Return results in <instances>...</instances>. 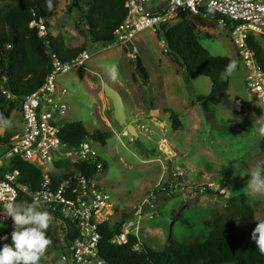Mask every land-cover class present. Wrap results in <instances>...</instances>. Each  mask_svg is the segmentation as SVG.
Masks as SVG:
<instances>
[{
	"label": "rangeland",
	"instance_id": "374dc122",
	"mask_svg": "<svg viewBox=\"0 0 264 264\" xmlns=\"http://www.w3.org/2000/svg\"><path fill=\"white\" fill-rule=\"evenodd\" d=\"M5 1L1 0V5ZM71 7L72 0H59L49 32L63 47L84 48L91 57L89 70L70 72L60 77L58 84L68 91L63 100L73 118L84 125L92 139L97 142L93 137L97 132L109 136L106 145L99 141L96 145L104 164L98 181L114 205L107 212V224L115 227L125 214L132 231L141 213L140 231L133 232L138 236L131 235L140 246L164 251L171 239L184 243L203 240L207 235L205 222L220 214L233 197L243 196L257 220H264V193L250 195L247 190L250 171L264 163V136L259 133L262 124L258 122L264 108L247 86V68L232 37L219 26L202 27L190 17L202 47L215 57L237 61L228 101L212 105L198 100L210 96L211 81L206 77L191 79L169 56L157 33L139 35L140 60L149 77L144 81L137 70L138 61L130 60L124 48L112 43H94L82 13ZM112 65L118 68L116 80L108 73ZM105 84L122 95L127 121L136 127L138 138L115 120L112 102L104 93ZM171 113L178 116L179 129L173 127ZM9 121L10 126L0 131L4 141L0 143V158L24 132L20 105ZM61 163L60 167L48 166L51 174L64 173L60 170L68 163ZM181 173L177 180L180 186L174 190L171 184L175 174ZM49 226L53 239L59 242L38 264H63L68 225L52 217ZM8 227L0 222V238L5 237ZM4 244L9 241L0 239V247Z\"/></svg>",
	"mask_w": 264,
	"mask_h": 264
},
{
	"label": "trees",
	"instance_id": "16d2710c",
	"mask_svg": "<svg viewBox=\"0 0 264 264\" xmlns=\"http://www.w3.org/2000/svg\"><path fill=\"white\" fill-rule=\"evenodd\" d=\"M58 8L59 0H8L0 6V114L8 120L17 105L21 106L24 97L45 82L51 71L49 50L57 53L63 61L71 60L85 51L84 48L63 47L49 32V24L57 15ZM71 10L82 13L83 22L94 43H112L115 29L127 17L125 0H72ZM190 17L202 27L215 25L223 28L229 37H232L235 25L217 13L202 8L200 16L185 15L177 24L165 26L157 32L163 38L169 56L191 79L206 77L211 81L210 96L200 97L199 102L220 105L229 99L231 77L227 81H221L219 75L231 61L226 57H215L202 47ZM39 20H43L48 29L46 37H40L38 30L31 27L34 21ZM248 43L264 65V48L253 37L249 38ZM137 70L144 81L149 80L140 59ZM5 93L14 99H8ZM170 117L173 127L179 129L181 123L178 116L171 113ZM88 137L91 135L80 122L67 125L61 134L63 141L71 146L79 145ZM93 137L102 145H106L109 139L107 134L100 132ZM1 142L4 141L0 137ZM14 170L20 172L19 183L30 193L39 191L44 177L43 171L33 164L14 159L0 166V179ZM77 171H83L89 178H93L96 173L95 170L86 172L82 166H78ZM18 202L27 205L33 201L22 194ZM44 211L51 217H58L56 213L46 209ZM127 219L128 215L124 214L115 227L111 228L109 224L101 227L100 257L106 264H264V255L260 254L251 239L259 220L243 196L231 198L220 214L205 222L207 235L203 240L184 243L171 239L164 251L151 250L145 244H141V249L136 251L135 246L139 242L134 236L130 237L127 245H113L112 237L123 232L122 228ZM64 221L68 225L64 237L65 248L74 242L79 233L74 223ZM13 231L14 228L11 227L4 230L9 245L12 244ZM46 236L51 243L43 254L57 248L59 242L53 239L50 226L46 230Z\"/></svg>",
	"mask_w": 264,
	"mask_h": 264
},
{
	"label": "built area",
	"instance_id": "2783aa9c",
	"mask_svg": "<svg viewBox=\"0 0 264 264\" xmlns=\"http://www.w3.org/2000/svg\"><path fill=\"white\" fill-rule=\"evenodd\" d=\"M1 5V0H0ZM202 8H207L235 25L232 41L247 68V86L264 108V65L249 46L253 37L263 48L264 43V0H125L127 17L115 29L112 45L124 48L128 58L138 61L140 48L139 35L152 31L156 34L161 28L170 25L185 15L200 16ZM32 28L38 30L40 37H46L48 29L43 20L34 21ZM51 71L43 85L28 94L21 102L24 132L13 139L10 148L0 158V166L20 159L33 164L44 173L40 189L30 193L19 183L20 172H8L0 179V222L13 227V221L2 211V203L18 202L20 196L27 195L32 201H41V208L56 213L61 221L74 223L79 236L70 245H66L61 255L63 264H106L100 257L101 227L107 224L109 210L114 205L111 196L99 184L98 176L104 170L96 150L99 142L86 138L79 145L71 146L61 138L67 125L76 123L68 103L63 97L68 93L59 86V78L73 71H87L90 55L84 51L77 57L63 61L52 50L48 51ZM7 94V93H5ZM7 98L13 100L10 94ZM61 162L68 163L60 171L62 175L51 174L48 166ZM95 170L93 178L77 171ZM181 174H175L171 188L176 190ZM60 177H63L61 179ZM59 179V180H58ZM111 217V216H110ZM108 218V219H107ZM138 226H128L111 239L115 246L127 245L131 234H138L142 222L139 213ZM138 236V235H137ZM141 246H135L138 251Z\"/></svg>",
	"mask_w": 264,
	"mask_h": 264
},
{
	"label": "clouds",
	"instance_id": "9594fccd",
	"mask_svg": "<svg viewBox=\"0 0 264 264\" xmlns=\"http://www.w3.org/2000/svg\"><path fill=\"white\" fill-rule=\"evenodd\" d=\"M51 6V4H49ZM237 70V61L228 63L220 73L219 79L227 81ZM112 80L118 78L119 72L116 65L108 69ZM262 124L259 133L264 136V116L258 121ZM10 121L0 114V131L10 126ZM249 194L264 193V163H258L250 171L247 182ZM2 211L13 221L14 231L11 233L12 244L0 247V264H38L51 241L46 236V230L52 219L47 211L41 210V201L36 200L25 205L23 202H4ZM7 240L8 237L0 238ZM252 241L261 255H264V220L256 223L251 235Z\"/></svg>",
	"mask_w": 264,
	"mask_h": 264
},
{
	"label": "water",
	"instance_id": "95a60500",
	"mask_svg": "<svg viewBox=\"0 0 264 264\" xmlns=\"http://www.w3.org/2000/svg\"><path fill=\"white\" fill-rule=\"evenodd\" d=\"M104 93L106 97L112 102L113 109H114V116L115 120L121 127H126L128 133L138 138L139 134L137 132V129L134 125L129 124L127 121V116L125 112V104L122 95L119 91L114 89L108 84L104 85Z\"/></svg>",
	"mask_w": 264,
	"mask_h": 264
}]
</instances>
